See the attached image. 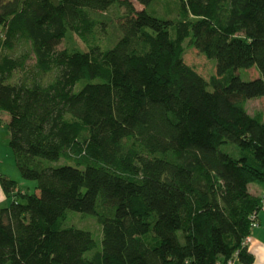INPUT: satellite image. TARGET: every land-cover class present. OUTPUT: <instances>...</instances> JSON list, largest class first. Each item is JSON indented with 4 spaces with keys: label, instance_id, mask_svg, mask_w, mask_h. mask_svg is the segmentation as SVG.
<instances>
[{
    "label": "trees",
    "instance_id": "obj_1",
    "mask_svg": "<svg viewBox=\"0 0 264 264\" xmlns=\"http://www.w3.org/2000/svg\"><path fill=\"white\" fill-rule=\"evenodd\" d=\"M140 1L0 0V111L38 191L0 173L13 197L0 264H253L242 242L262 207L249 185L264 188V114L246 104L264 98V0H179L174 20ZM114 5L110 46L58 49ZM187 39L216 61L209 81L184 62ZM252 68L254 80L237 74ZM67 211L96 220L100 249Z\"/></svg>",
    "mask_w": 264,
    "mask_h": 264
},
{
    "label": "rangeland",
    "instance_id": "obj_2",
    "mask_svg": "<svg viewBox=\"0 0 264 264\" xmlns=\"http://www.w3.org/2000/svg\"><path fill=\"white\" fill-rule=\"evenodd\" d=\"M130 2L137 10L144 8L140 0H130ZM122 10L123 8H120L118 5H114L105 12L93 14V16L100 20L102 24L97 26L91 35L87 36L86 40H83L76 35H71L69 39L62 41L58 49L61 50L67 47L75 46L83 51H87L89 47L94 44L99 45L102 49L110 46L118 35L115 31V26L119 20V15ZM146 10L149 14L155 17L174 20L179 17L180 3L179 0H154L152 3L148 4ZM184 47L185 53L183 60L188 66L194 68L204 79L208 81L212 76L216 75L215 60L206 58L199 50L190 47L188 45V39L185 40ZM24 50L25 48L23 46L17 45L11 55L13 57H18L24 52ZM32 64L33 60H29L28 66H31ZM237 74L243 81H251L258 78L259 73L255 68H252L240 69L238 70ZM20 76L21 73L17 72L15 74V79L17 80ZM45 79L47 80L49 77H45ZM246 106L250 114H254L257 111H262L264 114V98L248 100ZM1 135L2 133L0 131V152L2 155L1 174L12 177V180L16 179L18 189L20 191L26 192L28 194L37 193V182L23 179L15 165L14 160L5 157L6 147L2 143L4 138ZM221 150L230 153L235 150V146L232 144H224L221 146ZM250 185L252 190L255 188V186L260 184L253 183ZM66 225H73L77 228L90 231L97 242V249L101 248V227L92 216L73 211H67ZM92 254L93 251L88 252L86 255L90 256Z\"/></svg>",
    "mask_w": 264,
    "mask_h": 264
},
{
    "label": "crops",
    "instance_id": "obj_3",
    "mask_svg": "<svg viewBox=\"0 0 264 264\" xmlns=\"http://www.w3.org/2000/svg\"><path fill=\"white\" fill-rule=\"evenodd\" d=\"M10 121V116L8 113L0 111V131L2 133V137L4 138V141L2 143L6 147V154L5 157L8 159H13V155L9 148V129L8 124ZM9 151V152H8ZM1 164H2V155L0 152V173H1ZM8 179L12 180V177H9L7 175H4ZM16 181V179H13ZM18 180V179H17ZM251 185H249V191L255 196H262L264 202V188L262 185L255 186L251 190ZM37 192V190H36ZM13 197H8L2 190L0 186V209L5 208L10 205L12 202ZM259 226L251 231V243L247 246V251L254 257L253 264H264V206L258 211L257 213Z\"/></svg>",
    "mask_w": 264,
    "mask_h": 264
},
{
    "label": "built area",
    "instance_id": "obj_4",
    "mask_svg": "<svg viewBox=\"0 0 264 264\" xmlns=\"http://www.w3.org/2000/svg\"><path fill=\"white\" fill-rule=\"evenodd\" d=\"M262 206H264V202H262ZM262 208V207H261ZM257 213L258 212H254L251 216H250V234L251 231L256 229L259 226V221H258V217H257ZM248 235L245 237V239L242 242V247L247 248V246L251 243L252 238L251 235ZM227 264H238L236 257H234V259L230 260Z\"/></svg>",
    "mask_w": 264,
    "mask_h": 264
}]
</instances>
